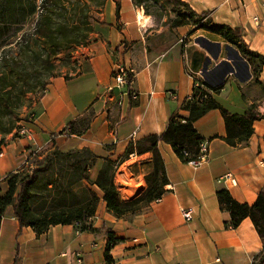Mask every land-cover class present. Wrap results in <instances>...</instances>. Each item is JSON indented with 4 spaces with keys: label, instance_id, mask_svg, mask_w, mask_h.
I'll return each instance as SVG.
<instances>
[{
    "label": "crops",
    "instance_id": "1",
    "mask_svg": "<svg viewBox=\"0 0 264 264\" xmlns=\"http://www.w3.org/2000/svg\"><path fill=\"white\" fill-rule=\"evenodd\" d=\"M182 1L199 15L208 13V29H239L248 48L264 57V0ZM142 12L133 0L108 1L88 45L69 60L60 57L64 61L58 62L47 90L30 96L22 112L19 125L28 134L0 135V195L8 191L10 174L34 168L55 148L89 149L95 158L92 179L107 160L122 162L116 176L120 197L136 200L148 188L153 154L127 157L128 148L162 135L173 117L189 119L185 103L196 83L206 87L220 107L195 122L209 146L210 162L193 167L161 142L168 178L165 195L119 218L95 188L100 197L92 221L95 231L79 232L70 225L38 235L21 227L11 207L0 224V264H109V233L117 241L109 252L113 264H254L263 251L251 219L238 228L230 226L231 215L222 209L218 192L227 190L248 205L264 193V118L255 122L248 141L234 146L225 140L222 112L243 116L254 108L264 116V67L256 74L238 46L210 31L191 25L158 27ZM195 52L203 55L198 73L191 70ZM120 69L131 74L130 86L108 90L116 87L113 75ZM32 114L35 120L30 123ZM183 210L193 211L191 221Z\"/></svg>",
    "mask_w": 264,
    "mask_h": 264
},
{
    "label": "trees",
    "instance_id": "2",
    "mask_svg": "<svg viewBox=\"0 0 264 264\" xmlns=\"http://www.w3.org/2000/svg\"><path fill=\"white\" fill-rule=\"evenodd\" d=\"M108 1L42 0L38 4L35 0H0V135L14 134L21 128V115L30 104V96L42 95L47 90L51 79L57 75L58 62L63 60L60 56L65 55V60H69L78 48L88 45L94 32L93 25L97 22L92 17L90 3L100 14ZM133 1L146 15H151L146 9L148 3L162 2L164 7L172 6L177 18L171 29L190 25L207 29L238 46L256 74L264 67V57L248 48L239 29L228 26L208 29L211 23L208 13L199 15L182 0ZM33 20V28L24 30L25 24ZM130 84L131 79L127 86ZM185 108L191 112L189 119L173 117L162 135L149 136L128 148L127 157L153 154L152 171L146 176L148 188L136 200L126 202L120 197L116 176L122 162L107 160L93 180L91 174L95 158L91 150L64 152L55 148L34 168L20 170L7 177L8 191L0 195V224L8 209L13 207L21 227H30L38 235L52 227L70 225L79 232L95 231L92 221L100 203L95 188L102 191L107 208L119 218L138 212L143 205L159 201L167 192L165 187L168 184L159 144H169L188 164L199 156L204 143L195 122L206 112L220 107L211 92L201 85L194 88L192 99L185 103ZM222 112L227 129L225 140L234 146L248 141L254 134L255 122L264 118L254 108L243 116L232 115L224 109ZM143 164L150 165V162ZM218 198L222 209L231 215L232 228H238L249 218L264 243V193L259 195L254 205L237 202L227 190L219 191ZM109 236L107 261L113 264L109 252L117 241L111 233ZM254 264H264V249Z\"/></svg>",
    "mask_w": 264,
    "mask_h": 264
},
{
    "label": "built area",
    "instance_id": "3",
    "mask_svg": "<svg viewBox=\"0 0 264 264\" xmlns=\"http://www.w3.org/2000/svg\"><path fill=\"white\" fill-rule=\"evenodd\" d=\"M257 20V19H256ZM131 74L126 69H120L118 72H115L113 77L116 83V87H109L108 90L114 91L115 89H125L128 84V80L131 79ZM195 87H201L199 83H196ZM173 96V95H172ZM133 100H137V96L133 95ZM192 97L189 99L191 100ZM35 120V115L32 114L30 116L29 122L33 123ZM28 134V129L24 126H21L17 132L14 133V137H23ZM188 156V155H186ZM211 156H210V149L207 143H203L201 145L200 154L196 159L190 160L188 163L189 165L193 167H200L208 162H210ZM182 214L186 221H191L193 219V211L192 210H183ZM79 263H82V261L79 259Z\"/></svg>",
    "mask_w": 264,
    "mask_h": 264
},
{
    "label": "rangeland",
    "instance_id": "4",
    "mask_svg": "<svg viewBox=\"0 0 264 264\" xmlns=\"http://www.w3.org/2000/svg\"><path fill=\"white\" fill-rule=\"evenodd\" d=\"M35 1L38 4H40L42 0H35ZM90 5L92 7V17L98 20V17H99L98 11L99 10L96 8V6L92 5V3H90ZM146 9L151 14L148 16H151L152 18H154L158 27L171 28L172 24H173L172 22L174 20H176V18H177V13L174 12L173 7L172 6L164 7L162 2H160V3H155V2L148 3L146 5ZM34 22H35V20L29 21L28 23H26L24 26V30H28V29L33 28ZM92 22H94V21L92 20ZM204 30H205V32H207V29H204ZM60 63L61 62H59V64Z\"/></svg>",
    "mask_w": 264,
    "mask_h": 264
},
{
    "label": "water",
    "instance_id": "5",
    "mask_svg": "<svg viewBox=\"0 0 264 264\" xmlns=\"http://www.w3.org/2000/svg\"><path fill=\"white\" fill-rule=\"evenodd\" d=\"M203 65V55L199 52H195L191 61V70L194 73H198Z\"/></svg>",
    "mask_w": 264,
    "mask_h": 264
}]
</instances>
